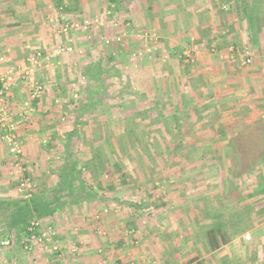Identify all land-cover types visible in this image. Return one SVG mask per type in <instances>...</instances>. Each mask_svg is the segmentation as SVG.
<instances>
[{
    "label": "rangeland",
    "instance_id": "1",
    "mask_svg": "<svg viewBox=\"0 0 264 264\" xmlns=\"http://www.w3.org/2000/svg\"><path fill=\"white\" fill-rule=\"evenodd\" d=\"M126 1L117 0V22L111 26L103 25L101 29H94L96 31L92 32L98 34L95 38L89 37V43L79 40L83 38L82 35L73 36L77 37L76 45L81 43L78 50L84 52V61L87 64L100 60L108 69L107 78L102 83L103 89L90 95L92 102L89 110L81 114L84 116L77 119L73 128V116L77 111L79 113L80 107L84 105L86 89L90 86L88 80L77 75V69L75 74L66 76L70 82V93L76 95L75 98L71 96L74 100L69 102L70 96L62 99L53 96L50 104L54 109L51 116L56 120L61 113L66 114H61L65 115V121L61 123L59 119L58 122L57 128L61 134L55 138L57 145L54 148V158H65L66 153L65 160H68V163L76 162L79 165L81 174L77 173L78 177L81 176L87 181L95 197L100 196L91 203L65 202L71 205L59 207L56 215H50V219L43 218L42 224L57 225L67 231L61 244L62 250L66 251L65 260L70 264L83 257L80 250H83L86 241L90 245L95 244L97 249H94V254H90V258L97 259L98 253L95 252L102 251L100 264L140 260L143 256L142 246L147 247L146 250L154 249L156 258H150L153 260L152 264H173L168 249L180 248L179 255L184 259L188 256L185 249L192 246L190 241H186L190 236L185 234L189 232L187 228L191 230L193 227V233H197V227H202L197 222H202L204 217L193 220L194 212L190 210V203L193 196L196 200L195 196L199 195L200 191L208 195L206 187L202 186L206 177H211L214 179L213 193L224 194L236 188L234 192L243 198L239 203L231 198V207H234L235 201L239 209L246 203V208L241 212L245 215L241 218L240 225V232L245 234L243 239L238 240L244 243L246 257L244 256L243 260L234 257L229 263L264 264V254L259 252L261 249L264 251V210L260 214L262 217L255 216L253 212L254 205H264V195L260 191L264 180V154L262 157L259 154V150H264L263 141L254 137L250 141L252 146L247 145L245 148L244 163L252 169L253 176H232L231 171L238 168V157L242 159L241 154L212 153L205 147L210 137L201 136L205 132L206 123L200 121L194 124L201 114L196 116L188 112L190 105H195L210 90L206 87L207 81L202 79L203 76L195 75V68L204 66V59L208 60L210 65L214 64L215 59L209 56L201 60L195 59L194 55L188 53L189 49L184 42L174 41L171 34L163 37L158 33L156 25L152 24L153 19H147L148 15L146 17L143 10L137 9L141 0ZM107 2L109 3V0ZM51 4H55V1L52 0ZM94 5L95 8L91 11L95 14L106 12L105 4L103 6L102 3L99 7V4L94 2ZM126 14L132 15L134 20H125ZM38 23L42 27L47 25L45 20L38 21L37 25ZM60 23H55V31L59 30ZM173 29L174 27H171L169 30L173 32ZM75 31L87 36L92 33L88 32V29H81V26ZM116 37L120 39L119 44L103 43L102 38ZM108 56L113 57L115 61L107 62ZM151 101H157L161 105V109H164L161 110L162 114L155 112L154 103ZM183 104L187 106L186 109H183ZM72 129L76 130V135L67 137V132ZM262 129L261 131L264 130ZM196 142L203 147L191 152V145ZM11 161V165H2L0 170V200H24L22 193H17L19 173L16 174L17 168L13 165V159ZM21 163L20 171L24 169L29 173L31 192L34 196L36 187L33 174L35 171L34 175L38 176L40 165L38 170L34 165H27L23 155ZM89 165H93V168L89 169ZM46 166L49 168V175H46L49 179L52 175L51 165ZM24 176L27 177L25 173ZM52 183L53 181H50L49 185ZM99 210L100 216L97 214ZM230 211L231 223L240 212H236L237 208ZM257 228L260 233L256 232ZM70 229L74 231L70 232ZM179 230H182V234ZM10 234L16 236V232ZM4 235H0V242L7 240ZM194 236L192 234V237ZM200 236L196 234L197 240L202 238ZM17 242L14 238L9 247H0V264H32V261L29 263L28 253L20 247V241ZM158 242L164 243L161 257H158L156 252L159 249ZM257 245L260 246L259 249ZM73 247L77 248V252L75 256H70L69 249ZM30 253L31 257L34 255L35 259L40 261L41 257L36 256L38 253L35 250ZM47 253L44 254L49 257ZM184 263L187 264L182 262Z\"/></svg>",
    "mask_w": 264,
    "mask_h": 264
},
{
    "label": "crops",
    "instance_id": "2",
    "mask_svg": "<svg viewBox=\"0 0 264 264\" xmlns=\"http://www.w3.org/2000/svg\"><path fill=\"white\" fill-rule=\"evenodd\" d=\"M51 2L52 0H0V56L4 58V61L0 63V72L10 67L24 65V60L30 53L27 47L30 50L42 51L43 53H49L57 46L71 48L70 52L61 53L49 62L40 61L33 67L30 76L35 82L43 86L44 91L36 101H33L32 112L21 113L20 111L23 103L29 97V86L21 78L16 79L5 99L7 118L16 125L18 141L27 165H34L37 170L40 165L38 176L34 175L35 171L33 174L35 176L34 186L36 187L34 196L53 202V196L59 195L57 202L59 205H54V212L51 214L54 217L59 207L68 204L65 202L91 203L93 199L100 196L95 197L94 191L92 192L89 187L87 189L90 194L93 193L94 197L91 198L90 194L88 196L87 192L81 189L78 181L72 182V192L68 189L63 192L59 191L62 174L70 169L72 165H70L71 162L68 163V160H65L67 159L66 153H64L65 158H54V148L57 145L55 138L61 134L57 128L58 122L62 118L65 121L64 116L66 114L61 113L65 115L60 114L59 119L56 120L51 116L54 109L50 104L51 97L62 99L66 96L64 91H67L70 84L67 77L73 75L76 69L77 75L81 79H85L84 76H80L82 67L87 65L84 61V52L78 50L81 43L76 45L75 40L77 37L73 36L82 35L83 38L79 40L81 42L85 40L89 43V37L94 36L95 38L98 34L92 32L96 31L94 29H101L103 25L111 26L115 21L117 22L115 15L117 0H109V3L107 0H63L62 5L64 8L58 7L60 11L53 8L55 4L52 5ZM94 2L99 4V7L102 6V3L103 6L105 4L106 12L103 14L92 12L91 10L95 8ZM137 9L143 10V14L146 17L148 15L147 19H153L152 24L156 25L161 36L171 34L170 36L174 41L184 42L189 49L188 53L194 55L195 59L199 58L201 60L207 56L215 59L214 64L211 63V65L208 60L204 59V66L195 68V75L197 77L202 75L204 77L202 79L207 81L206 87L210 89L203 99L192 105L197 108L202 107L200 110L201 117H198L194 124L200 121L206 123L205 132L201 136L210 137L208 139L210 143L207 142L205 147L214 154L228 155L230 152L240 154L236 149H245L247 145L252 146L250 141L254 137L258 141L259 139L263 141L264 144V78L260 72V59L264 57V0H141ZM37 14H40V16ZM34 17L35 19H33ZM48 17L53 20L51 24L47 23L44 27L40 26L39 23L37 25L38 21L45 20ZM124 17L125 20H128V18L134 20L132 15L126 14ZM61 21H67L73 27L69 28L66 33L55 31V23ZM85 23L88 24V32H92L88 36L75 31L80 29V26L82 29ZM171 27H174L173 32L169 30ZM245 46L249 47L255 54L256 61L252 65L242 66L239 59L229 60L228 57L231 52L240 50ZM71 94L73 95V93ZM83 116L74 115L72 125L74 126L77 119H81L80 117ZM252 127L253 129H250ZM261 128H263V131H261ZM72 130L67 132V137L75 133L76 130ZM202 147L203 145L197 142L195 145L193 143L191 152L194 149L198 151ZM263 152L264 150H259L261 157L264 154ZM245 158L246 155L243 159L238 157L237 170H230L235 178L253 176L252 169H249L244 163ZM61 159L62 161H60ZM11 163L7 148L0 136V170H2V165H11ZM46 165H51L50 172L52 175L49 179L46 176L49 175V168ZM78 166L76 165V170L80 171ZM92 166L89 165V169H92ZM83 169L85 170V168ZM7 175L10 176L9 173ZM206 178L202 187H206L208 195L200 191L201 193L195 196L196 200L193 196L190 203V210L194 212L192 214L193 220L196 221L199 217H204L202 222H197L202 225V227H197L199 230H197V233L202 238L197 240V233H193V227L191 230L187 228L189 232L185 234L190 236L186 238V241H190L192 246L185 249L188 256H185L184 259H182V255H179L180 248H169V254H167L170 261L173 260V264L176 262L178 264H182V262L187 264H230L229 262L233 261L234 257L240 260H243L244 256L246 257L244 243L238 241L241 238L243 239L245 234V232H240V225L242 224L241 218L245 215L241 212L246 208V203L241 202L243 204L240 209L237 207L236 201H240L242 197H238L239 195L234 192L236 188H234V191L231 189L224 194L213 193L214 179L211 177ZM50 181H53L52 185L50 184L51 188ZM84 181L86 180L84 179ZM98 182L97 184H100ZM4 189H6V186H4ZM216 191L217 189H215ZM249 196L251 197V195ZM231 198L236 200L234 207H231L233 202ZM215 201L217 202L216 205L214 204ZM233 208H237L236 212L241 214L235 216L231 224L229 218L231 216L230 210ZM263 210L264 205L257 204L253 206L255 216L262 217L260 214ZM97 214L100 216V210L97 211ZM47 218L50 219V216H47ZM38 222L41 226H47L42 224V220ZM52 227L56 230L58 239L61 240L60 243H63L67 231L64 228L57 227V225ZM72 231L74 230L70 229V232ZM36 232H39V230H36ZM179 232L182 234V230H179ZM256 232L260 233V229L257 228ZM192 234L195 236L192 237ZM211 234L214 250L210 246L209 236ZM87 243L86 241L83 250H80L83 257L75 262L73 261L72 264H100L102 251H96L95 244L90 245V243ZM163 244H158L159 249L156 251L158 257L163 254V250L161 251ZM61 246L62 252L60 254L49 255L47 253L49 257L45 255L46 251L36 247L34 249L38 253L36 256L39 255L38 258L41 257V259L37 261L39 259L36 260L32 255L34 258L31 260V253L27 252L29 263L32 261V264H70L69 261L65 260L64 252L66 251L62 250L63 245ZM257 246L259 249L260 246ZM142 248L141 254L143 256L140 260L135 259L134 263L152 264L153 260L151 259L156 258L154 249L149 248L148 251L146 250L147 247L142 246ZM94 249H96V254H100H97V259L90 258V254L92 255ZM191 249L192 254H190ZM261 251L264 254L263 249L259 250L260 254ZM147 254L153 256H147ZM260 254H257L258 257ZM117 264L126 263L123 260L118 261Z\"/></svg>",
    "mask_w": 264,
    "mask_h": 264
},
{
    "label": "built area",
    "instance_id": "3",
    "mask_svg": "<svg viewBox=\"0 0 264 264\" xmlns=\"http://www.w3.org/2000/svg\"><path fill=\"white\" fill-rule=\"evenodd\" d=\"M45 20L47 23L50 24L53 21L50 17ZM87 25L88 24L85 23L82 28L87 29ZM72 27L73 26L69 25L67 21H61L58 31L60 33H66L69 28ZM102 40L105 45H108L111 42L117 44H119L118 42H120V39L118 37L113 39L102 38ZM27 49L30 53L25 58L24 65L10 67L4 70L3 72H0V136L7 148L10 158L13 159V165H15L17 168L16 174L19 173V176L17 178V193H22V196L25 200L29 199L32 196L31 184L29 179V173L24 169L20 171L19 165H22L21 158L23 154L17 137L16 125L7 118L8 115L5 109L6 94L9 92L11 87H13L16 79L21 78L25 80L29 86V97L28 100L23 103L22 107L20 108V111L21 113L32 112L33 101H36L40 97L41 93H43L44 91L43 86L35 82V80L30 76L33 67H35L36 64L40 61L49 62L57 55H60L61 53H68L71 51L70 47L63 46H57L52 49V51L49 53H43L42 51H33L30 50L29 47H27ZM228 58L229 60L239 59L240 64L242 66H250L256 61L255 54L253 53V51H251L249 47L246 46L242 47L240 50L231 52ZM3 61L4 58L0 56V63H2ZM260 72L262 77L264 78V57H261L260 59ZM72 97L75 98L76 96L73 95ZM61 121H63V118L61 119ZM24 173L27 177L24 176ZM104 212L106 211L104 210ZM28 230L32 233L34 230H39V232H37V235L32 237L31 239H25L20 241V247L24 252L30 253L36 247L40 248L42 251L48 252L49 255H57L62 252V244L58 240V234L52 226L47 225L44 227L41 226L38 221L33 220L29 223ZM10 245L11 244L9 239L0 242L1 248H6ZM69 252L70 256H75L77 248H70ZM126 264L135 263L131 261L127 262Z\"/></svg>",
    "mask_w": 264,
    "mask_h": 264
},
{
    "label": "trees",
    "instance_id": "4",
    "mask_svg": "<svg viewBox=\"0 0 264 264\" xmlns=\"http://www.w3.org/2000/svg\"><path fill=\"white\" fill-rule=\"evenodd\" d=\"M54 1H55V5L53 6V8H56V9H58V7H61V9L64 8L62 5L63 0H54ZM58 10L60 11V9ZM114 61L115 59L113 57L108 56L107 62L111 63ZM107 73H108V69H106V67L102 65V62L100 60H97V62L95 63L93 62L88 63L87 65L82 67V72L80 76H84L85 80H88L87 82L90 83V86L87 88V92L84 98L85 100L83 103L84 105L80 107L79 113L78 111H77V114L74 112L75 116H80L82 113L89 110L88 109L89 105H91L90 103L92 102L90 95L92 96V93L94 91L99 92L103 89L102 83L104 79L107 78L106 77ZM97 85H99V87H97ZM69 91L70 89L68 87L67 91H64V92L66 93L67 98L68 96H70L69 102H71L74 99H72L71 97L72 94L68 93ZM140 98L142 99V97ZM151 102L154 103L153 105L155 107L153 108H155V112L156 113L160 112V114H162L164 109H161V105H159L157 101H151ZM186 107L187 106L183 104V109H186ZM201 108L202 107L197 108V107H193L190 105L188 112L194 113L197 116L199 115ZM72 135H76V131L75 133L71 134L69 137H72ZM238 151L241 154L242 159H243L245 157L246 150L244 148H239ZM70 165H72L70 169H68L66 172L64 171L65 173L62 174L60 183L63 186L60 185L59 191L61 190V192H63L64 190L68 189L70 192H72L73 190V187L71 186L72 182L78 181L81 189L83 191L85 190L89 196L90 193L87 189L88 188L87 181L83 182L84 178L81 176L80 177L77 176V173L81 174L78 170H76L77 163L71 162ZM99 186L100 184H98V187ZM261 194L264 195V181H263V186L261 189ZM92 196H93V193L90 194L91 198ZM53 197H54L53 202H48L45 200V198H40L36 196H31L29 199H26V200L21 199L17 201L15 200L0 201V226L1 225L4 226V229L0 230V235L5 234L4 236L10 240L11 245L13 244L14 238H16L19 242L22 239H31L32 237L36 236L37 235L36 230H34L33 233L28 230L29 223L33 220H36V221L43 220V218L50 216L54 212V209H53L54 205L56 206L59 205L57 203L59 199V195L58 196L54 195ZM11 232H16V236L11 235L10 234ZM209 239L211 241L210 242L211 249L214 250L215 249L214 244L212 245V239H213L212 234L209 236Z\"/></svg>",
    "mask_w": 264,
    "mask_h": 264
},
{
    "label": "water",
    "instance_id": "5",
    "mask_svg": "<svg viewBox=\"0 0 264 264\" xmlns=\"http://www.w3.org/2000/svg\"><path fill=\"white\" fill-rule=\"evenodd\" d=\"M4 229V226L2 225L1 227H0V230H3Z\"/></svg>",
    "mask_w": 264,
    "mask_h": 264
}]
</instances>
